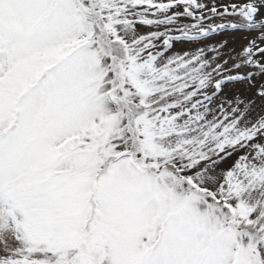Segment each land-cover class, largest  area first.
Segmentation results:
<instances>
[{
	"label": "snow or ice",
	"instance_id": "obj_1",
	"mask_svg": "<svg viewBox=\"0 0 264 264\" xmlns=\"http://www.w3.org/2000/svg\"><path fill=\"white\" fill-rule=\"evenodd\" d=\"M257 100L264 0H0V264H264Z\"/></svg>",
	"mask_w": 264,
	"mask_h": 264
},
{
	"label": "rangeland",
	"instance_id": "obj_2",
	"mask_svg": "<svg viewBox=\"0 0 264 264\" xmlns=\"http://www.w3.org/2000/svg\"><path fill=\"white\" fill-rule=\"evenodd\" d=\"M208 3H211L212 0H207ZM221 3H242L244 0H219ZM217 23H220L221 21L219 19L216 20ZM142 31H146L147 28H142ZM258 33L256 32H248L244 30H226L215 37L213 39L215 41L220 40H227L228 41V49H234L236 51H239L244 45L248 43L250 39L257 36ZM194 45L188 44V43H177L175 45L176 51H184L189 50ZM257 83H259V80H257ZM226 91L229 93V95L239 93L242 96L251 97L254 94V89L249 88L245 84H234L229 85L226 89ZM261 107H264V105H261L260 101L257 100V111L260 110ZM231 161H227L226 164L221 165V167H226L228 164H230Z\"/></svg>",
	"mask_w": 264,
	"mask_h": 264
}]
</instances>
